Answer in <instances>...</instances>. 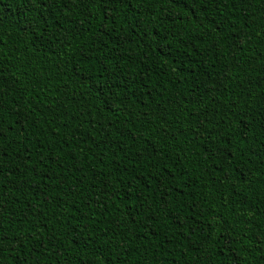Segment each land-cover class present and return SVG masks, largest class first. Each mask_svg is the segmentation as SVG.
I'll use <instances>...</instances> for the list:
<instances>
[{
  "label": "trees",
  "instance_id": "16d2710c",
  "mask_svg": "<svg viewBox=\"0 0 264 264\" xmlns=\"http://www.w3.org/2000/svg\"><path fill=\"white\" fill-rule=\"evenodd\" d=\"M0 264H264V0H0Z\"/></svg>",
  "mask_w": 264,
  "mask_h": 264
},
{
  "label": "snow or ice",
  "instance_id": "6c2138e0",
  "mask_svg": "<svg viewBox=\"0 0 264 264\" xmlns=\"http://www.w3.org/2000/svg\"><path fill=\"white\" fill-rule=\"evenodd\" d=\"M34 2H35V0H23V6L27 7L28 5H30V4H32ZM177 2H180V0H177ZM184 2L186 3L187 0H184Z\"/></svg>",
  "mask_w": 264,
  "mask_h": 264
}]
</instances>
